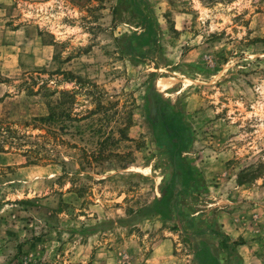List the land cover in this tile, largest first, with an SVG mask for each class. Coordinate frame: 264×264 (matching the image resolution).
I'll use <instances>...</instances> for the list:
<instances>
[{
    "label": "rangeland",
    "instance_id": "374dc122",
    "mask_svg": "<svg viewBox=\"0 0 264 264\" xmlns=\"http://www.w3.org/2000/svg\"><path fill=\"white\" fill-rule=\"evenodd\" d=\"M0 120L47 157L0 155V264H264V0H0Z\"/></svg>",
    "mask_w": 264,
    "mask_h": 264
},
{
    "label": "trees",
    "instance_id": "16d2710c",
    "mask_svg": "<svg viewBox=\"0 0 264 264\" xmlns=\"http://www.w3.org/2000/svg\"><path fill=\"white\" fill-rule=\"evenodd\" d=\"M132 38L128 40L129 43L126 46V50H128L130 54H132L134 51V47L132 45V40H133ZM58 74L63 76L64 81L76 84L78 89L79 88L82 89L85 86L86 87L88 86V88L91 87L89 94H91L92 96L95 95V91H93V89L97 88V86L93 85L89 81H84L82 78L76 77L72 73H68V72H59ZM39 82L41 83V85H39L37 91H35L34 88L38 86V84H40ZM60 83L61 81H57V85ZM24 84L27 85L26 90L32 96H41V97L45 96L46 97L49 95V97H53L55 95H58V97L54 101L55 103L54 106L50 104L51 102L48 103V105L50 104V111L48 114L49 119L40 118L37 121H47L48 122V120H52L53 122L58 123L59 121L58 118L62 117L63 114H65V111L61 108V106L67 104L69 107L70 106L72 107L71 104H74L75 97L73 96V94H75L77 91L69 93L67 91L55 90V91L50 92V94H47V92L49 91V88L47 85L48 80H43L40 77H37V78L32 77L30 78V81H26ZM151 103L152 105L153 104L162 105V108H160L159 111L157 110L155 115L153 116L151 115L150 117L151 124L154 127V130L156 131V134H155L156 137L158 139H164V137H167L172 141V143L179 145L180 148L187 145V142H188L187 131L184 129L182 125H180L179 117L175 115L174 111L171 110L170 107H166L165 104L161 102H157V101L153 102L151 100ZM172 129H174V132L171 131ZM24 136L27 137L26 135H20L18 130L14 129L12 125H10L9 123H6L5 121L0 120V155L13 153L12 151H21L19 154L23 156L26 160V163L22 166L38 165L39 162L42 160V158L45 159L47 157H44L45 155L43 154L40 155L42 147L39 144L36 145V148L31 147L30 149H24L25 145L24 143H22ZM14 153H18V152H14ZM173 158L175 161L176 156L174 155ZM184 168H186L185 172L188 178H190L191 177L189 176L190 168L188 166ZM168 196H169V192L167 190H163L162 198L155 200L154 203L147 206L140 213L134 215V217H131L133 218L131 222L134 220H138L141 217H146L148 215H152L157 212H160L162 209V203L164 199ZM125 222L126 221H123V224H126ZM108 224L110 225V223H102L101 225H98L97 227L107 226ZM213 234L221 239L220 244H219L220 248L225 249L227 251L232 250V247L229 243V237L226 234L221 233V232H213Z\"/></svg>",
    "mask_w": 264,
    "mask_h": 264
},
{
    "label": "crops",
    "instance_id": "0c3cea01",
    "mask_svg": "<svg viewBox=\"0 0 264 264\" xmlns=\"http://www.w3.org/2000/svg\"><path fill=\"white\" fill-rule=\"evenodd\" d=\"M224 229V234H226L229 238H235V236H238L236 234H234L233 230L230 229L227 225L223 228ZM233 242V239H232ZM231 243V242H229ZM241 248V246H239ZM244 247V246H242Z\"/></svg>",
    "mask_w": 264,
    "mask_h": 264
},
{
    "label": "flooded vegetation",
    "instance_id": "af4514ba",
    "mask_svg": "<svg viewBox=\"0 0 264 264\" xmlns=\"http://www.w3.org/2000/svg\"><path fill=\"white\" fill-rule=\"evenodd\" d=\"M153 106V105H152ZM154 106H155V108H156V112H157V110L159 111L160 110V108H162V105H160V104H154Z\"/></svg>",
    "mask_w": 264,
    "mask_h": 264
},
{
    "label": "water",
    "instance_id": "95a60500",
    "mask_svg": "<svg viewBox=\"0 0 264 264\" xmlns=\"http://www.w3.org/2000/svg\"><path fill=\"white\" fill-rule=\"evenodd\" d=\"M155 113H156V108H155V106H154V104H153V107H152V116H153Z\"/></svg>",
    "mask_w": 264,
    "mask_h": 264
}]
</instances>
